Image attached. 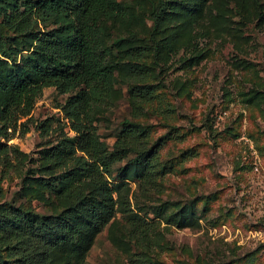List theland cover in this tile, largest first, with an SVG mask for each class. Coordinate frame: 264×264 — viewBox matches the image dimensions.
Listing matches in <instances>:
<instances>
[{
    "label": "trees",
    "instance_id": "trees-1",
    "mask_svg": "<svg viewBox=\"0 0 264 264\" xmlns=\"http://www.w3.org/2000/svg\"><path fill=\"white\" fill-rule=\"evenodd\" d=\"M231 4L243 20L264 23V0H0V135L29 131L35 103L50 86L65 96L58 106L73 131L39 148L37 166L23 177L26 202L0 201V264H86L107 226L127 264H164L147 250L145 239L159 232L151 220L196 224L200 197L149 201L169 170L162 147L181 134L153 139L151 124L140 118L166 64L184 50L192 54L182 60L198 63L204 54L195 53L197 33L224 26ZM125 93L130 111L112 127L110 143L100 121ZM262 93L255 88L246 100ZM51 126L50 118L37 122L42 135ZM25 156L0 142V165H13L12 157L24 163Z\"/></svg>",
    "mask_w": 264,
    "mask_h": 264
},
{
    "label": "rangeland",
    "instance_id": "rangeland-1",
    "mask_svg": "<svg viewBox=\"0 0 264 264\" xmlns=\"http://www.w3.org/2000/svg\"><path fill=\"white\" fill-rule=\"evenodd\" d=\"M229 9L228 27L226 22L213 24L211 30L197 33L195 53L204 54L198 63L182 60L192 54L184 50L166 64L156 96L140 118L151 124L153 139L170 131L181 134L162 147L161 164L169 170L162 190L149 201L200 197L196 224L151 220L159 232L145 239H151L147 250L164 264H247L249 257L252 264H264V98L246 100L255 88L264 97V23L243 20L232 4ZM126 95L108 114L109 120L100 121L101 135L110 143L112 127L130 111ZM64 97L54 87H45L30 114V130L18 127L6 139L26 156L24 163L12 157L13 165H0V201L23 202V177L37 166L39 148L73 133L58 106ZM44 118L52 123L47 135L37 127ZM189 148L194 153L183 155ZM131 185L133 190L136 184ZM33 204L47 210L36 199ZM117 218L123 219L120 212ZM127 259L107 226L97 235L86 264H127Z\"/></svg>",
    "mask_w": 264,
    "mask_h": 264
},
{
    "label": "built area",
    "instance_id": "built-area-1",
    "mask_svg": "<svg viewBox=\"0 0 264 264\" xmlns=\"http://www.w3.org/2000/svg\"><path fill=\"white\" fill-rule=\"evenodd\" d=\"M8 130H11V128H8ZM0 142H6V138L2 135H0Z\"/></svg>",
    "mask_w": 264,
    "mask_h": 264
}]
</instances>
